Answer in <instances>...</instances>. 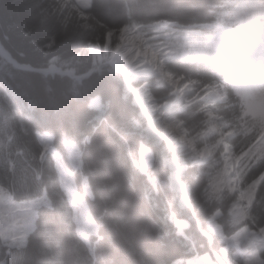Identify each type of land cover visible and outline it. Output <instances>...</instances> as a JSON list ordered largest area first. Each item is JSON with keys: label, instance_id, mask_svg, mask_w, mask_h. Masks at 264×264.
<instances>
[{"label": "trees", "instance_id": "trees-1", "mask_svg": "<svg viewBox=\"0 0 264 264\" xmlns=\"http://www.w3.org/2000/svg\"><path fill=\"white\" fill-rule=\"evenodd\" d=\"M233 2L92 0L91 8L81 17L75 3L70 10H62L55 0H0V39L21 63L46 68L54 62L84 74L94 65L92 44L103 45L108 33L118 34L124 26L138 24L147 33H163L157 39L162 43H153L169 71L211 84L219 77L225 61L209 36L220 23L235 22ZM114 36L117 43L119 35ZM213 56L217 63H212ZM122 86V74L109 65L78 82L69 76L18 70L0 56V187L11 193L16 202L46 195L51 205L38 210L35 230L25 247H7L0 240V264H93L78 236L55 162L44 153L37 136L44 131L55 136V147L65 156L62 142L66 137L82 142L85 136H92L84 162L94 195L90 205L102 224L104 236L97 249L96 264H172L191 256L175 225L165 219L164 204L159 201L158 206H152L145 201L144 179L131 174L129 151L137 156L139 136L131 124L136 109L124 100ZM151 90L160 103L169 99V89L152 84ZM229 91V104H216L214 109L222 117V127L233 133L231 143L237 155L242 156L261 137L264 125L260 119L244 118L238 99ZM98 94L109 105L110 124L119 134L107 125L94 132L88 127L87 103ZM179 116L191 137L207 132L201 105L179 112ZM197 141L199 147H204L205 142ZM215 143L213 138L205 145ZM207 167L199 166L200 172H206ZM189 169L193 207L203 224L214 209L226 203L231 209H227L229 215L222 220L227 232L231 234L246 225L230 227L234 217L238 220V212L233 211L238 201L226 191L221 179L207 180L198 175L197 167ZM154 171L162 179L168 173L159 160ZM261 174L264 139L241 163L245 184L254 185ZM252 217L256 225L252 227L264 231V183ZM189 233L201 239L197 230ZM202 243L207 244L205 240ZM248 245L264 248L263 235H253Z\"/></svg>", "mask_w": 264, "mask_h": 264}, {"label": "rangeland", "instance_id": "rangeland-1", "mask_svg": "<svg viewBox=\"0 0 264 264\" xmlns=\"http://www.w3.org/2000/svg\"><path fill=\"white\" fill-rule=\"evenodd\" d=\"M75 4L78 6V9L84 11L87 10L91 7V0H73ZM253 0H243V6H245L248 10L251 11V17L252 21L249 23V25L253 26L254 21L257 19V14L259 8H257L256 5H253L252 3ZM254 2V1H253ZM255 3V2H254ZM250 17V18H251ZM245 23V21L241 22L242 24ZM124 26L121 31L116 34V33H108L106 36V39L104 41V44L101 45L99 43L97 44H92L90 46V53L93 56V63L95 67H99L101 64H105L108 62H116L119 66L122 68H126L128 71L131 73H135L134 75H131V81H135V79L139 80V78H144L145 81H140L137 82L136 85L139 87H135L137 89H141L143 91H148L149 93V85L151 84V80L154 79V82L156 83H163L160 80V77L158 75H161V73L156 71H151L149 74L146 76L139 75L136 73L135 65L131 63L130 58L128 56L122 55V51L125 47V39L126 36H131L135 37V35L138 36L139 39L142 40V42L145 45V48H150L151 47V41L155 40L157 41L158 38L163 36V33L160 31H148L145 32L143 30L137 31V28H126ZM132 30L134 34L130 31ZM230 31V30H229ZM245 32H252V29L250 28L249 30L246 29V27L242 30L237 31V37L236 38H231V37H225L223 36L222 38H217L214 40V45L216 48H218L220 51H222L224 54H228L227 56H231V58L235 62L240 61V56H239V48H242L244 46H241V42L246 40V37L244 35ZM128 35H127V34ZM114 35H119L118 42L115 43V36ZM245 38V40H243ZM161 39V38H160ZM228 42V43H227ZM156 43L161 44L162 41H157ZM224 43V44H223ZM249 45L253 44V41L250 39L248 41ZM98 49H100L101 55L99 56ZM151 49V48H150ZM152 50V49H151ZM150 50V51H151ZM152 52V51H151ZM153 53V52H152ZM155 55V53H153ZM157 56V55H156ZM158 58V57H157ZM159 59V58H158ZM161 62V61H160ZM142 63V61H140ZM162 63V62H161ZM232 72V71H231ZM230 74V75H229ZM226 78L228 80L236 82L231 76L232 73H229ZM164 75V74H163ZM162 76V75H161ZM168 76V75H167ZM170 77V76H168ZM170 79V78H168ZM175 81V80H174ZM187 79H184V83L181 85H178V87H182L181 91L187 90V100L186 104H184L181 108L188 107L191 102L194 101V99L200 98V92L198 90H193V85L192 84H185ZM194 81V80H193ZM177 82V81H175ZM234 82H231L233 85L235 84ZM133 83V82H132ZM237 83V82H236ZM133 85V84H132ZM167 85V84H165ZM183 85V86H182ZM134 86V85H133ZM235 86V85H234ZM236 87V86H235ZM237 93L239 96L244 98V104L247 107V102H248V96L244 94L241 91V87L237 85ZM174 93L176 94L175 96H182L181 94H178L177 87L174 90ZM202 98H205L211 102H217L224 100L225 95L224 91L222 90L221 87H210L206 93L204 92V96ZM183 97H180L177 102L180 104L183 100ZM154 102V101H153ZM246 102V103H245ZM156 104H154L155 106ZM245 107V108H246ZM158 110H157V109ZM247 110V109H246ZM161 111V108L156 106L155 111L153 113V117L155 114L159 113ZM173 111L172 110H166L162 115L169 116ZM208 113V111H207ZM248 113V111H247ZM253 114V113H252ZM257 115V114H253ZM264 118V114H258ZM159 116V115H157ZM155 118V117H154ZM174 119H170V123L176 121ZM164 119L163 121L159 122L161 125L164 127ZM167 124V121H166ZM209 124L212 126L213 131L217 133V129L214 127V124L212 123L211 120H209ZM136 125L138 126H143V123L139 120H136ZM184 129L183 127H181ZM185 130V129H184ZM221 132V131H219ZM218 135H220V143H222V137H224V134L221 132ZM186 133V131H185ZM187 136V133H186ZM189 143L192 142L191 139L187 136ZM39 141L43 147V150L46 152L51 151L53 147V141H54V135L53 134H48V133H43L39 134ZM189 143H182V145L188 147ZM220 143L218 145H220ZM224 143V141H223ZM71 149L69 151V160H70V166L67 167L63 163L61 164V168H59L58 173L60 175V179L62 180V187L67 194V197L71 200L74 195L77 193V188H76V174L78 171V151L76 148L73 146H70ZM179 154L187 151L188 149L185 147H179ZM190 151V150H189ZM188 151V152H189ZM53 152V151H52ZM143 159L140 162V167L144 172H148L150 165L152 164V154L151 150L148 148L144 147L143 148ZM230 154H222L220 157V162L223 164L221 165L219 161L213 165L212 168V173L213 175L218 174L220 171L225 174L224 179L227 180V182L221 181L223 186L228 189L231 193L234 194V192L238 191L240 194V200L243 205V209L246 210L250 205L249 203L251 202L252 198L251 195L245 196L244 193L241 191V185L240 182H238V178L236 177L235 172L231 171L233 170V167L229 171V167L233 166L236 164V158L233 156H228ZM233 155V154H232ZM57 156V154H55ZM201 157L202 160L210 159L213 157V152L212 150H205L202 154L198 155ZM58 158V157H57ZM168 157L165 158V161H167ZM172 160V159H171ZM170 160V161H171ZM60 161V159H59ZM169 161V163H170ZM217 176L211 178V179H216ZM82 183H83V194L85 195L84 197L81 198V201L79 202V207L75 209V220L79 229V232L82 236V238L89 243L90 236L91 235H96L98 232V225L92 221L90 218V213L88 209V204H87V197L90 194V191L88 189V185L84 183V178L82 177ZM153 186L156 188L157 185L154 184L152 181ZM237 184V185H236ZM181 193V192H180ZM247 200H249L247 202ZM245 202V204H244ZM50 203L48 201V198L46 196H43L42 198L29 201V202H24V203H16L10 198V194L7 191H4L0 188V236L7 246L10 247H22L26 245L27 237L28 235L34 230V223L37 217V211L39 208L42 206H49ZM240 205V206H242ZM244 206H246L244 208ZM237 207V205H236ZM220 216L218 213L215 215V217L211 220L210 222V230L213 233L220 234L218 224H217V219ZM167 218L170 220H173L176 226L178 227V231L180 234L184 235L185 229L189 226V223H185L184 221L177 220L176 218L173 217V214L168 213ZM221 229V228H220ZM252 234H255V231L249 230V229H244L243 231L240 232V234L232 239H227L223 236H221V240L225 243V247L223 249V255L227 261L228 264H262L263 259L256 253H253L249 256L248 260L247 258H243V254L239 251V247L241 243L250 237ZM91 253L93 254L94 249L92 247L89 248ZM214 256L211 255H196L192 257L189 260L185 261H178L175 264H215L214 261Z\"/></svg>", "mask_w": 264, "mask_h": 264}, {"label": "bare ground", "instance_id": "bare-ground-1", "mask_svg": "<svg viewBox=\"0 0 264 264\" xmlns=\"http://www.w3.org/2000/svg\"><path fill=\"white\" fill-rule=\"evenodd\" d=\"M256 5H258L259 10H258V17L264 18V0H253ZM246 26L247 23H243L242 26ZM132 32V30H130ZM127 34V33H126ZM132 34L135 35V33L132 32ZM223 35H226L225 33H222ZM128 35V34H127ZM257 35L254 36L256 39ZM257 39L259 42L262 40V36H258ZM258 42V43H259ZM224 44V43H223ZM151 49L145 48L144 43L142 42L141 39L138 38L137 35L135 37L131 36H126L125 39V47L122 51V55L128 56L130 58L131 63L135 65L136 73L139 75L146 76L149 74L151 71H156V73L160 72L162 76H166L167 78L173 79L172 75L170 73H166L164 69V64L161 61L160 57L155 53V55L150 51ZM241 51L244 52L243 54V59L240 67H236L234 70H232V73L230 77H232L237 84L241 87V91L248 96V102H247V111L248 114H261L264 113V57H262L260 60L255 61V59L252 58H247L246 55L250 50L244 49V47L241 48ZM100 52V49H98V53ZM101 55V52L99 53V56ZM157 55V56H156ZM159 59H158V58ZM246 59V60H245ZM142 61V63H140ZM162 63H161V62ZM260 69H259V68ZM125 68V67H124ZM125 70L127 71L126 73L129 74V78L131 75H134L135 73H131L128 71L126 68ZM127 74V76H128ZM164 74V75H163ZM170 77H168V76ZM230 75V74H229ZM147 77L144 78H139V80H144ZM176 79V77H175ZM243 79V80H242ZM131 80V78H130ZM129 90H134L135 97L137 103L141 106L142 109V116H148L150 119L154 121L153 113L155 111L154 106L155 102H153V98L151 96V93H148V91H143L141 89L135 88L136 86H133L132 81H130ZM184 99V98H183ZM182 99V100H183ZM244 99V98H243ZM177 102V100H176ZM183 102V101H182ZM184 104V103H183ZM157 109V108H156ZM158 110V109H157ZM252 114V115H253ZM174 119V118H173ZM170 120V119H169ZM168 120V121H169ZM176 120V118L174 119ZM173 120V121H174ZM167 124V131L164 136L165 138L174 140L175 143L181 142L182 143H189L188 134L186 136V133L184 130L183 123L180 122L179 120H176L172 123ZM183 127L184 129H182ZM148 132L150 134H154V130L151 127L150 124H148ZM189 137V136H188ZM192 141V140H191ZM166 144V142H165ZM189 146H192V143H189ZM172 164V160L170 161L169 165ZM177 177V169L174 167L172 170V174L170 177L171 184L173 185L175 190H181V198H180V204L183 207L188 206V199L185 197L183 193V188H181L176 180ZM252 201V200H251Z\"/></svg>", "mask_w": 264, "mask_h": 264}, {"label": "water", "instance_id": "water-1", "mask_svg": "<svg viewBox=\"0 0 264 264\" xmlns=\"http://www.w3.org/2000/svg\"><path fill=\"white\" fill-rule=\"evenodd\" d=\"M0 55L7 60L11 65H13L15 68L17 69H21V70H27V71H33L36 73H45V74H49L52 72H58L64 75H71L79 80H84L86 78H88L91 75V72H89L88 74L85 75H77L76 74V70L74 69H68V70H63L62 68H59L57 66H51L47 69H41V68H36L34 66H32L31 64H25V63H19L14 57L13 55L7 50V48L4 46V44L2 43L1 39H0ZM116 69L121 70L122 68H118L116 65H114L113 63H111ZM124 71V70H123Z\"/></svg>", "mask_w": 264, "mask_h": 264}]
</instances>
